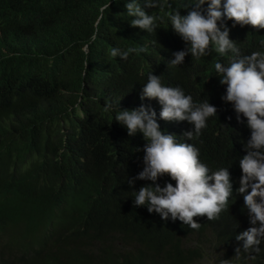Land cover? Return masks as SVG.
<instances>
[{
  "label": "trees",
  "instance_id": "1",
  "mask_svg": "<svg viewBox=\"0 0 264 264\" xmlns=\"http://www.w3.org/2000/svg\"><path fill=\"white\" fill-rule=\"evenodd\" d=\"M126 2L0 0V264H195L209 245L221 249L216 264H264V241L257 253L236 240L253 226L237 191L251 129L222 99L227 85L214 65L237 57L188 53L172 66L187 44L168 16L186 15L195 3L162 0L148 8L138 0L157 17L149 33L131 25ZM233 23L224 20L240 56L264 53L263 32ZM140 47L147 52L126 60L110 54ZM150 74L217 108L199 137L186 138L188 121L163 120L157 99H141ZM141 106L155 111L160 126L171 125L178 143L197 147L210 172L228 168L233 191L218 219L194 217L201 224L194 230L134 205V191L152 183H128L143 171L147 141L140 132L129 136L115 115ZM166 182L176 183L168 175L156 183Z\"/></svg>",
  "mask_w": 264,
  "mask_h": 264
},
{
  "label": "clouds",
  "instance_id": "2",
  "mask_svg": "<svg viewBox=\"0 0 264 264\" xmlns=\"http://www.w3.org/2000/svg\"><path fill=\"white\" fill-rule=\"evenodd\" d=\"M144 2L148 8L163 6L162 0ZM192 2L195 8L186 15H181L178 9L168 16L173 30L187 44L185 50L174 53L175 58L170 60V64H183L188 53L195 59L208 56L212 51L222 56L231 52L237 57L228 66L217 62L214 68L220 76V83L227 85L222 99L233 103L237 119L240 120L242 114L251 129V137L245 144L247 154L239 161L242 175L237 191L243 194L244 207L253 226L237 234L236 240L243 241L245 252L252 250L258 253L259 245L264 241V53L253 51L240 56V49L229 38L224 20H232L233 26L250 25L264 33V0H208V7L202 6L206 0ZM125 6L127 15L135 17L131 20L133 27L149 33L156 32L159 27L157 17L148 14L138 0H128ZM260 43L264 46V40ZM131 52H147V48H129L127 51L112 48L110 54L126 60ZM144 98L159 101L163 120L192 124L193 129L184 133L189 140L201 135L208 118L217 116V108L208 101L194 103L193 97L186 95L182 88L164 86L160 76L153 74L149 75L142 89L141 99ZM155 115L154 110L149 112L144 106L131 110L119 108L115 115V120L126 126L129 136L140 132L147 141L143 147V171L129 179L128 183L133 184L134 179L152 183L134 191L133 203L135 206H147L149 213H159L164 220L171 216L173 221L179 219L198 230L201 224L194 217L206 216L208 220H215L226 210L233 191L230 172L228 168L210 172L199 159V149L190 143H178L173 127L160 126ZM165 175L176 182L175 186L170 182L163 187L156 183ZM209 247L214 248L207 246L205 255L210 252ZM240 248L236 249V253Z\"/></svg>",
  "mask_w": 264,
  "mask_h": 264
},
{
  "label": "rangeland",
  "instance_id": "3",
  "mask_svg": "<svg viewBox=\"0 0 264 264\" xmlns=\"http://www.w3.org/2000/svg\"><path fill=\"white\" fill-rule=\"evenodd\" d=\"M209 248H210V252L207 255H205L203 259H201L195 264H216L215 262L216 255L220 253L221 249L220 248L216 249V248H211V247ZM229 264H235V263H229Z\"/></svg>",
  "mask_w": 264,
  "mask_h": 264
}]
</instances>
